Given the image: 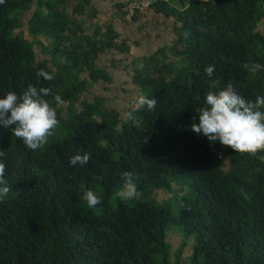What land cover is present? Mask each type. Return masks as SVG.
<instances>
[{"label": "trees", "instance_id": "1", "mask_svg": "<svg viewBox=\"0 0 264 264\" xmlns=\"http://www.w3.org/2000/svg\"><path fill=\"white\" fill-rule=\"evenodd\" d=\"M136 1L116 9L127 16L126 4ZM91 2L0 5V98L31 84L65 101L48 98L60 123L43 149L29 150L0 125L12 187L0 202V264H264V152L236 153L191 131L209 90L231 82L247 100L264 95V0L152 2L174 19L178 37L133 61L124 85L134 86L137 100H158L153 111L134 113L135 123L126 118L132 108L121 115L102 97L81 102L90 88L110 84L109 69L121 61L109 54L101 67L100 57L130 53L111 24L98 23ZM133 13V20L145 14ZM25 15L32 41L16 32ZM34 45L46 56L40 61ZM245 63L262 67L252 73ZM40 69L53 81L38 78ZM77 151L90 153L87 165L70 166ZM124 172L135 177L139 199L115 196ZM88 189L100 198L95 208L84 199ZM159 193L167 198L158 201ZM169 238L179 243L175 251Z\"/></svg>", "mask_w": 264, "mask_h": 264}, {"label": "clouds", "instance_id": "2", "mask_svg": "<svg viewBox=\"0 0 264 264\" xmlns=\"http://www.w3.org/2000/svg\"><path fill=\"white\" fill-rule=\"evenodd\" d=\"M140 0H137L138 2ZM149 8L143 12L151 10L152 1ZM5 0H0V5ZM126 4L127 16L132 17L129 5ZM139 14H143L138 12ZM260 64L245 63L244 68L252 73L261 69ZM215 66L211 65L205 69L206 74L212 77ZM36 76L44 81H53L54 77L48 71L40 69ZM215 84V82H213ZM57 106L63 105L65 101L61 95L55 93L52 87H36L28 85L22 95H17L13 91L0 98V125L5 128L11 127L14 137L19 138L31 151L43 149L50 137L55 135V129L59 126L57 109L52 106L50 100ZM204 105L195 109L199 123H192L191 131L197 135H203L211 144L217 142L223 146L231 148L236 153H247L253 157L257 153L264 152V95H257L255 100H247L240 95L233 84L229 82L218 92L209 90L204 97ZM158 100L141 96L132 109L126 113V118L135 123L134 113L147 106L149 111H153ZM5 157V152L0 151V158ZM264 161V155L258 157ZM91 159L87 151H77L69 160L70 166H85ZM6 177V164L0 159V202H3L12 191L11 185ZM124 184L115 196L122 200L139 199L142 193L138 191L135 177L130 172L122 174ZM84 199L89 208H95L101 203L98 195L88 189L84 192Z\"/></svg>", "mask_w": 264, "mask_h": 264}, {"label": "crops", "instance_id": "3", "mask_svg": "<svg viewBox=\"0 0 264 264\" xmlns=\"http://www.w3.org/2000/svg\"><path fill=\"white\" fill-rule=\"evenodd\" d=\"M128 0H92L93 7L98 11V23L100 25L111 24L119 36V41H124L130 47V53L127 55H119L108 53L100 57L98 65L101 67H108L107 59H111L109 54H113L117 60L128 61L129 57L132 60L141 59L151 55L160 49L170 47L174 44L177 36V25L171 17H165L161 13L155 12L153 9L146 12L144 15L128 17L122 15L116 9L118 3H124ZM152 2L164 1L169 2L172 0H150ZM137 52L138 54H134ZM135 55V56H134ZM171 59V58H170ZM121 62V61H120ZM111 68L109 72L113 76ZM131 73L129 74L130 78ZM115 77V76H113ZM129 82L125 77H117L112 80L110 87L116 86L123 93L125 92L124 86H129L133 91L132 85H124ZM124 85V86H123ZM124 90V91H123ZM130 92H126L129 94Z\"/></svg>", "mask_w": 264, "mask_h": 264}, {"label": "rangeland", "instance_id": "4", "mask_svg": "<svg viewBox=\"0 0 264 264\" xmlns=\"http://www.w3.org/2000/svg\"><path fill=\"white\" fill-rule=\"evenodd\" d=\"M174 2H177V0H174ZM27 20H28V16L27 15L23 16L22 27L16 32L21 34L26 40L32 41V36L28 32ZM39 40L43 41V43L46 44L45 40L43 39H39ZM34 51L37 61H40L46 57L44 53L41 52V49L38 45H34ZM134 54H138V53L135 52ZM133 61L135 60H132V58L129 57L128 61L121 60V62H117L118 67L113 71V76L115 77L112 76V80H115L119 76V77H125V80L127 79L128 81L129 74L133 73V68H134ZM110 86L111 85L109 84L105 85L104 87H99L98 85H96L93 88H90L85 94L82 95L81 102H86V101L92 102L94 97L97 96L102 97L105 99V103L108 107L117 110L121 115H123L127 109L132 108L136 103L137 98L139 96L138 92L135 90L134 86H133V91L130 92L131 88L129 86L123 85L125 89V92L123 93L120 91L119 88L117 89L116 86H114V88L113 86L112 87ZM126 92H130V93L126 94ZM79 106L80 104L77 105V107ZM186 190L187 192H190L189 183L186 184ZM166 198L167 197L164 196L163 193L156 194V199L158 201H161L162 199H166ZM173 211L174 214H176V206ZM173 229L176 230L177 228L173 227ZM173 235H177V234L173 233ZM169 242L173 247V251H175L179 243L177 242V240L172 238H169ZM191 247H192V243H191ZM186 251H187L186 253H188L190 251V247L189 248L187 247ZM183 257H186L184 253H183ZM186 264L189 263L186 262Z\"/></svg>", "mask_w": 264, "mask_h": 264}, {"label": "built area", "instance_id": "5", "mask_svg": "<svg viewBox=\"0 0 264 264\" xmlns=\"http://www.w3.org/2000/svg\"><path fill=\"white\" fill-rule=\"evenodd\" d=\"M149 8V3L147 1L140 0L138 2H133L129 5L130 12L137 10L140 13L145 12Z\"/></svg>", "mask_w": 264, "mask_h": 264}, {"label": "bare ground", "instance_id": "6", "mask_svg": "<svg viewBox=\"0 0 264 264\" xmlns=\"http://www.w3.org/2000/svg\"><path fill=\"white\" fill-rule=\"evenodd\" d=\"M162 257H164V256L162 255ZM166 257H167V256H166ZM167 258H168V257H167ZM160 259H162V258L160 257ZM160 259H159V260H160ZM179 259H180V258H179ZM184 259H185V258H184ZM187 259H189V258H187ZM159 260H158V261H159ZM162 260H166V259L163 258ZM162 260H161V261H162ZM169 260H170V259H169ZM177 260H178V259H177ZM175 261H176V260H175ZM179 261H180V260H179ZM179 261H176V262H179ZM188 261H189V260H188ZM190 261H191V260H190ZM164 262H165V261H164ZM182 262H183V261H182ZM159 263H160V262H159ZM161 263H162V262H161ZM162 264H163V263H162ZM177 264H178V263H177ZM181 264H182V263H181Z\"/></svg>", "mask_w": 264, "mask_h": 264}]
</instances>
